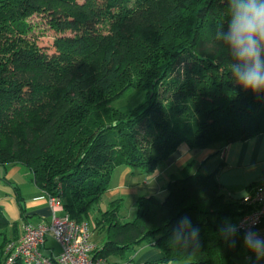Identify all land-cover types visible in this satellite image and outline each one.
<instances>
[{
  "label": "trees",
  "instance_id": "trees-1",
  "mask_svg": "<svg viewBox=\"0 0 264 264\" xmlns=\"http://www.w3.org/2000/svg\"><path fill=\"white\" fill-rule=\"evenodd\" d=\"M33 14L57 33L51 53L29 35ZM228 18L224 0H0V166H24L64 215L85 222L93 259L133 262L144 244L162 252L145 264L256 258L235 228L248 206L217 180L222 162L172 178L163 199L138 196L130 221L120 220L123 198L98 208L119 166L153 173L181 144L225 146L264 133V94L234 83L227 48L214 40ZM130 89L142 92L134 107L109 106ZM182 217L198 243L173 241ZM10 225L0 208V264L16 239Z\"/></svg>",
  "mask_w": 264,
  "mask_h": 264
},
{
  "label": "crops",
  "instance_id": "crops-1",
  "mask_svg": "<svg viewBox=\"0 0 264 264\" xmlns=\"http://www.w3.org/2000/svg\"><path fill=\"white\" fill-rule=\"evenodd\" d=\"M221 162L217 180L227 197L240 199L255 187L264 186V133L225 146L217 144L207 148H189L181 144L153 173L143 174L132 171L130 167L119 166L120 180L113 187L109 202L116 198H123L124 201L127 197L136 200L141 195L163 199L165 186L172 178L181 176L185 171L207 174ZM0 208L10 223L15 225V230L10 225L12 232L9 229L8 234L15 232L13 236L16 239L22 234L25 224L47 223L51 217L45 194L33 182L31 172L21 165L0 166ZM57 215H64L63 209L57 211ZM49 239L53 243H47ZM55 245L58 248L55 241L48 237L42 253L55 257L58 254ZM161 257L159 249L144 244L134 252L133 263L145 264ZM232 264H264V259L257 261L256 258L249 260L246 257Z\"/></svg>",
  "mask_w": 264,
  "mask_h": 264
},
{
  "label": "clouds",
  "instance_id": "clouds-1",
  "mask_svg": "<svg viewBox=\"0 0 264 264\" xmlns=\"http://www.w3.org/2000/svg\"><path fill=\"white\" fill-rule=\"evenodd\" d=\"M228 20L216 32L214 40L226 46L230 78L246 92L264 94V0H224ZM235 234L234 226L226 235ZM199 230L188 217H182L173 228V241L180 246L198 243ZM244 247L257 261L264 259V237L249 230L244 234Z\"/></svg>",
  "mask_w": 264,
  "mask_h": 264
},
{
  "label": "built area",
  "instance_id": "built-area-1",
  "mask_svg": "<svg viewBox=\"0 0 264 264\" xmlns=\"http://www.w3.org/2000/svg\"><path fill=\"white\" fill-rule=\"evenodd\" d=\"M45 198L51 209L49 222L25 224L22 234L6 245L2 264H13L17 257L27 264H133L130 261L93 259L94 244L89 239L86 223H76L67 215L58 216L57 211L63 209L60 198L48 194ZM241 201L248 206V211L238 219L236 230L243 238L249 230L264 237V186L255 187L251 193L242 196ZM48 237L59 247L55 257L46 256L41 251Z\"/></svg>",
  "mask_w": 264,
  "mask_h": 264
},
{
  "label": "rangeland",
  "instance_id": "rangeland-1",
  "mask_svg": "<svg viewBox=\"0 0 264 264\" xmlns=\"http://www.w3.org/2000/svg\"><path fill=\"white\" fill-rule=\"evenodd\" d=\"M27 21L32 26L31 32L29 33L31 39L34 40L39 47L45 49L48 53H51V50L53 48L52 46L53 39L55 36H57V33H55L53 30H51L48 27V25L46 24V19L44 18V16L40 14L31 15L30 17L27 18ZM65 34H69V31L65 32ZM141 96H142L141 91L136 89H130L124 92L122 95L115 98L114 100L110 101L109 106L119 110H127L129 108L134 107L139 102ZM120 167L113 171L110 177L109 187L102 194L100 198V201L98 203V208H100L101 210H104L105 204L110 200L108 198L109 195L113 192L112 191L113 187L120 180V174H119L121 171ZM132 171H136V170L132 169ZM134 204H135V199H132L131 197H127L124 199L122 205L120 206V211H119L121 221L124 222L130 221L134 218L136 211ZM90 233H92L90 234V238L92 239V241L101 238L100 233L96 231ZM47 243H53V242L49 239ZM56 249L58 253L59 247L58 248L56 247ZM168 264H179V263L170 262Z\"/></svg>",
  "mask_w": 264,
  "mask_h": 264
}]
</instances>
